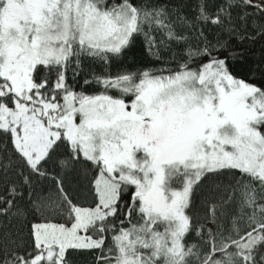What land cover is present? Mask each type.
<instances>
[{"label":"snow or ice","instance_id":"snow-or-ice-1","mask_svg":"<svg viewBox=\"0 0 264 264\" xmlns=\"http://www.w3.org/2000/svg\"><path fill=\"white\" fill-rule=\"evenodd\" d=\"M195 11L0 0V181L55 185L29 243L0 247V264H72L73 253L92 264H264V87L232 74L219 35L264 38V24L244 34L264 0H219L213 12L199 0ZM138 37L150 57L182 59L113 75ZM84 60L104 70L77 85ZM78 166L92 171L87 205L65 188ZM4 192L0 216L25 215L15 182ZM29 203L40 201L29 193Z\"/></svg>","mask_w":264,"mask_h":264},{"label":"trees","instance_id":"trees-1","mask_svg":"<svg viewBox=\"0 0 264 264\" xmlns=\"http://www.w3.org/2000/svg\"><path fill=\"white\" fill-rule=\"evenodd\" d=\"M170 9L178 11L189 18L196 15L195 9L199 4V0H162ZM209 12H213L219 0H206ZM239 13V9L233 11L235 17ZM238 27L243 30L245 25L241 24L239 20H236ZM264 24V19L250 18L246 22L245 35L255 36L258 26ZM209 32V38L212 39L217 33L216 30L206 28ZM222 40L228 41L230 48L233 50V57L230 61V68L232 74L238 79L244 80L250 84L264 87V38L255 36L254 39H243L230 37L226 34H219ZM193 44L195 41L192 42ZM183 46H181L182 48ZM173 48H176L173 45ZM179 51V50H178ZM163 59L157 60L154 57H150L144 51V41L142 37H138L131 48L127 50L123 57L114 62L111 66V73L114 75L118 71H131L137 72L144 68H149L153 72H156L162 67L175 68L176 64L180 62L182 56L177 54L174 58L169 55L167 51L161 53ZM198 63V61H197ZM103 66L84 60L82 66V72L77 80V85L83 82V79L89 77L91 74H99L103 71ZM86 91L94 92V88H87ZM115 94V93H113ZM3 147V145H0ZM11 156V153L7 154ZM82 166H78L76 171L70 172L65 176V188L71 192L76 201L82 204H90L92 197L88 192L89 180L92 177V171L88 170L87 175L83 171H80ZM63 175V173H62ZM227 179H231L228 177ZM11 180L15 182L16 186L23 192L22 197H18L16 203L26 209L25 215L16 216H0V247L15 248L18 245L21 249L29 243V227L31 223L40 219L43 214L42 205L44 199L49 192L54 190L55 185L47 178L34 177L31 183L27 186H23L21 179L14 173H10L3 181H0V195H4V188L6 181ZM227 183V180L224 181ZM29 193H31L33 200H39L35 207L29 203ZM202 199V197H200ZM197 210L200 214H204L205 208H202L197 203ZM63 222V220L59 221ZM227 223V221H225ZM72 264H92V257L85 254L73 253L71 256Z\"/></svg>","mask_w":264,"mask_h":264}]
</instances>
